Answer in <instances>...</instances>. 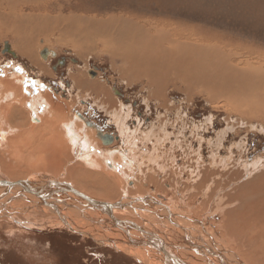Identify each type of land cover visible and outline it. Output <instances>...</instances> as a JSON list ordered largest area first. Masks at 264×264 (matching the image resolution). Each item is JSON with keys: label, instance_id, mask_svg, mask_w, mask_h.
Instances as JSON below:
<instances>
[{"label": "bare ground", "instance_id": "obj_1", "mask_svg": "<svg viewBox=\"0 0 264 264\" xmlns=\"http://www.w3.org/2000/svg\"><path fill=\"white\" fill-rule=\"evenodd\" d=\"M54 1L56 0H0V37L13 36V44L21 52L20 55L26 56L38 68L44 67L37 55L36 45L40 35L48 38L51 32L58 33V42L74 44L83 53L92 52L95 45L100 46L102 43L107 46L102 51H108L114 61H122L120 70L124 77L146 78L150 82L154 89L150 97L165 96L164 88L167 85L180 83L186 92L204 93L216 102L221 99L241 114L258 116L264 120V67L261 63L256 65L252 60L242 59L236 63L234 57L237 53L228 45H220L193 31L174 32L152 26L147 28L146 25L139 26L122 15L106 19L85 17L81 13L64 15L62 11H58V5L52 4ZM48 39V42L52 41L51 36ZM44 47L38 52L40 57L44 58L47 52L49 55L54 54L50 47ZM10 53L15 54L14 51ZM1 66L3 65H0V70ZM3 67L5 76L0 73V166L6 171V177L10 181L0 182V221L6 219L16 222L19 218L25 219V216L20 217L14 212L15 208L17 211L19 208L12 206L18 205L21 208L23 201L30 200L26 217L35 220L38 216H48L51 226L61 227L65 224L71 230L86 234L94 240L97 238L102 243H109L115 251L123 252L132 247V256L142 264H198L195 260L200 264H264L262 158L242 159L215 154L212 159L205 161L199 147L196 156L189 154L192 161L188 160L187 165L184 163L185 169H193L187 173L190 181L181 182L182 186H178V181L184 178L185 173L182 168L180 171L177 168L176 151H172L171 155L167 150L164 151L166 159L160 163L165 171L177 169V172L173 170L176 174L150 171V167L157 162L155 155L158 150L163 149V143H153L148 149L145 141L163 140L162 137L167 134L164 125L167 122L164 123V119L159 125L161 136H154L151 130L143 132L141 127L129 128L125 120L130 110L128 106L121 108L118 105L120 99L116 94L119 89L109 88L99 80L74 76L76 87L83 92V96L93 98L97 108L111 114L124 135V144L120 149L114 147V144L104 146L103 142L111 143L118 136L99 129L81 113L79 115L83 116L84 124L95 128V132L84 128L76 115L75 119L73 115H69L71 101L69 103L62 95H56L52 86L49 88L34 76L28 78L29 75L25 72L15 73L17 67L14 68L12 64ZM37 110L42 113L37 114ZM94 135L102 140L98 141V137L95 138ZM138 135L144 145L139 144ZM222 137L224 136L220 135L217 138ZM205 139L202 136L200 142L212 143V139ZM177 140L180 143L179 149H184L182 138L178 137ZM239 149L241 154L247 152L244 145H238ZM185 151L186 157L188 154ZM191 152H195L194 147H191ZM168 157H171V162L167 161ZM261 166L262 172L248 176L250 170L253 172ZM37 169L44 171L34 174L33 171L36 172ZM46 170L53 174L61 171L62 175L91 195L118 199L96 202L70 186L69 190L77 192L76 195L80 194L88 207L70 203L77 196L66 191L52 194L69 209L55 207V202L58 201L50 192L54 184L49 180L38 183L30 176L41 178L48 173ZM4 177L0 174V178ZM171 179L175 180L176 186ZM235 179L240 180L239 183L233 184ZM149 184L169 196L172 204L163 202L162 195L158 199L157 196L148 194ZM21 186H30L31 193L28 190L21 193L16 191ZM164 187H170L171 190L167 191ZM32 191L42 194L44 198L36 196ZM27 193L31 196H27ZM40 200L44 203L40 204ZM232 201H239L240 204L235 206ZM40 206L44 210L35 212ZM10 209L12 213H8ZM193 209L195 213L192 216H197L195 214H199L200 209L202 212L211 211L221 215L219 226L225 236L217 242L216 238H211L214 236L212 233L210 238L215 244L213 247L209 244L205 247L198 246L201 245L198 243V231L196 234L181 231L182 226H192L187 218L185 220L183 212L192 213ZM56 210L69 213L70 217H62ZM233 211L240 212L244 223H241V217L232 214ZM93 220L100 223L110 220L111 223L107 228L103 224L101 227H88L86 222L90 224ZM186 230H190V227ZM116 232L122 236L116 237ZM232 244L239 246L242 257L244 256L242 259L237 256V249ZM189 252L193 253L194 261L190 259L192 256L187 255Z\"/></svg>", "mask_w": 264, "mask_h": 264}, {"label": "rangeland", "instance_id": "obj_2", "mask_svg": "<svg viewBox=\"0 0 264 264\" xmlns=\"http://www.w3.org/2000/svg\"><path fill=\"white\" fill-rule=\"evenodd\" d=\"M52 4L54 6L58 5V11H62L64 15L81 13L85 17H97L101 19H106L109 16L122 15L133 20L139 26L146 25L145 27L147 28L152 26L157 29L163 28L167 31L174 32L193 31L196 35H200L203 38H210L213 42H217L220 45H228L233 52L237 53L234 57L236 63H239L241 59L243 61L252 60V63L256 65L261 63L264 67V0H56ZM53 33H50L52 38L51 42H48L50 36L47 38L40 35L37 40L38 44L36 47H38V52L40 49L45 48L44 46H48L54 50L53 55H49L47 52L44 58L40 57L37 52L40 64H43L45 68H38L39 66L31 63L26 56L20 55L21 52L15 48L13 44L15 41L11 35L0 37V65L10 66L12 64L14 68L17 67L16 70H19H14L15 73L25 72L29 75L27 76L28 78L34 76V78L40 79L42 83L48 85L49 88L52 86L51 88H53V92L56 95L63 96L69 103L71 101L70 104L72 105L69 106L68 111L69 115H73L74 119V115H76L79 118L78 121L84 124L83 116L79 114L85 113L86 119H90V122L96 124L99 129L105 132L109 131V133L118 136V139L116 138L117 140L111 143L105 144L103 142L104 146L114 144V147L120 149L124 144V135L120 131L118 123L112 119L111 114L97 108L93 98L83 96V92L79 91L80 89L76 87L74 76L86 77L94 81L99 80L102 83H106L109 88L115 87L117 90L119 89V93L116 94L120 99L118 105L121 108L124 105L128 106L130 110L125 120L129 128L141 127V131L147 132L151 130L153 135L155 134L154 136H159V133H161L159 127L162 124V120H165L164 123L167 122V124H164L166 126L165 133L167 134L162 137L163 140L148 139L145 143H147L146 147L148 149L153 143H163V149L158 150L155 155L157 162L150 167V171L159 170L165 173L173 172L174 170L177 172V169L165 171L160 164L166 159L164 157V151L167 150L169 155H171L172 151H176L174 154L176 159L175 163L178 165L177 168L179 171L182 168V172L185 173L184 178L178 181V186H182L181 182L186 183V181H190L187 173L193 169H185L184 163L187 165V161L191 160L189 154L196 156L199 147L201 148L202 158L205 161L212 159L215 154H221V156L241 157L242 159L259 157L262 158L264 164V120H261L258 116L250 117L248 114H241L227 105L226 101L221 99L219 102L213 101L204 93L186 92L180 83L167 85L164 88L165 96L152 95L150 97L153 89L150 86V82L146 78L132 79L130 76L128 78L124 77L120 70V65H123L122 61H114L108 51H102L103 47H107L106 45L102 43L100 46L95 45L92 48V52L83 53L74 44L64 41L58 42L56 37L59 34ZM6 43L10 44V48L15 54L10 53L6 49ZM11 80L13 79L11 78ZM36 113L40 114L42 112L37 110ZM84 128L95 132V128L86 126L85 124ZM181 132H183L182 135ZM220 135L224 137L218 139L217 137ZM94 136L95 138L98 137L97 135ZM202 136L206 139H212V143H204L206 141L201 143L200 139L202 140ZM178 137L182 138L181 144L184 149H179L180 143L177 140ZM96 139L98 141L102 140L99 137ZM141 139V136L138 135L139 144L144 145L145 143ZM183 140H185L184 144ZM218 140L221 141L219 142ZM238 145L246 146L247 152L241 154V150H238ZM191 147L195 148V152H191ZM181 150H186L185 152L188 156L186 155L185 157V153ZM171 160V157L167 158L168 162H171ZM261 168L262 166L260 169L255 168L253 172L250 170L248 176L262 172ZM4 171L3 167L1 168L0 166V174L5 176L4 178H0V182L8 180V176L6 177L7 173ZM43 171L37 169L36 172L35 170L33 172L34 174H41ZM46 171L48 175H43L48 177L43 176L40 178V176H30L33 181H38V183L43 182V180L52 182L54 186L50 191L51 194H61L64 191L69 192V194L74 193L73 195L77 197L72 198L70 201L72 204L83 206V208L88 207L85 201L79 196L80 194L76 195L78 194L77 192L75 193L74 190H69L70 186L76 188L84 196L86 194L88 197H91L96 202L102 201L101 203H104V201H116L118 199L113 197L111 199L106 198V200L103 197L91 195L86 190H82L75 185L66 176L62 175L61 171L57 172V174L49 173L50 171L48 170ZM24 176L29 178L28 174ZM171 180L172 184L176 186L175 180ZM239 181L235 179L233 180V184H236V182L239 183ZM145 184L146 181H144ZM21 187H18L19 189L16 191L21 193L28 190L31 193L30 186ZM147 187L150 189L148 194L151 193V195L157 196L158 199L162 195L163 202H170L169 196L159 190L157 191L154 185L149 184ZM39 189L41 190V186H39ZM164 189L167 191L171 190L170 187H164ZM228 191L226 190V192ZM32 192L36 196L44 198L42 194L36 193L35 191ZM226 192L222 197L223 202ZM218 193L219 190H217ZM52 195L56 198L54 194ZM83 195L81 196L84 197ZM27 196L31 195L28 194ZM56 200L58 202H55V207L60 206L61 209H69L60 199L58 200L56 198ZM29 202L30 200L23 201L21 208L18 205L12 206V208L17 206L19 210L17 211L15 208L14 212L18 213L20 217L25 216V219L19 218V221L16 222L12 220L6 221V219L0 221V264H142L132 256V247L129 248L131 251L129 249L123 252L115 251L109 243H102L97 238L94 240L86 234L71 230L65 224L61 227L59 225L56 227L51 226L48 223V216L45 218L38 216L40 219L34 216L36 218L35 220L26 217L29 212L27 210V204ZM43 203L40 200V204ZM232 204L238 205L240 203L239 201L238 203L237 201L236 203L232 201ZM43 210V207L40 206L36 208L35 212H41ZM200 210L199 214L196 212L195 215L197 216H192L195 213L194 209L191 210L193 211L192 213L188 211L183 212L185 220L187 218V221L192 226H182L183 229L181 231L183 233L185 231L186 234H190L191 231L196 234V231H198V243L201 244L198 246L205 247L209 244V246L213 247L215 244L212 241L215 238L218 242L225 236L219 226L221 215L211 211L207 213L205 211L202 212V209ZM56 212L62 217H70L69 213H60V210H56ZM8 213H12V209ZM237 213L236 211L232 212L235 216L238 215L239 218L241 217V223H244L242 216L239 215L240 212ZM189 217L194 220H191ZM92 223L89 224V222H86L88 227L92 226L93 228L95 226L101 227L102 224L104 228H107L111 222L109 220V222L100 223L93 220ZM181 223L184 222L181 221ZM87 226L85 227L86 229ZM188 227H190V230H186ZM212 233L214 234L213 237L210 236ZM94 235L96 234L94 233ZM142 235H144V231H142ZM109 236L116 240L114 236ZM115 236L122 235L116 232ZM123 240L125 239L123 238ZM221 245L224 246V244ZM232 246L237 249V256L242 259L244 256L242 257L243 254L240 252L239 246L237 244L235 246L232 244ZM192 254L191 252L187 253L190 257ZM190 259L195 260L193 256ZM160 262L162 261L160 260ZM194 262L200 264L198 260ZM160 264L166 263L162 262Z\"/></svg>", "mask_w": 264, "mask_h": 264}, {"label": "water", "instance_id": "obj_3", "mask_svg": "<svg viewBox=\"0 0 264 264\" xmlns=\"http://www.w3.org/2000/svg\"><path fill=\"white\" fill-rule=\"evenodd\" d=\"M6 49L9 50L10 52H12V50L9 48L10 44L9 43H6ZM10 184H13L14 182H9Z\"/></svg>", "mask_w": 264, "mask_h": 264}, {"label": "crops", "instance_id": "obj_4", "mask_svg": "<svg viewBox=\"0 0 264 264\" xmlns=\"http://www.w3.org/2000/svg\"><path fill=\"white\" fill-rule=\"evenodd\" d=\"M0 73H1V76H5V68L4 67H1Z\"/></svg>", "mask_w": 264, "mask_h": 264}, {"label": "snow or ice", "instance_id": "obj_5", "mask_svg": "<svg viewBox=\"0 0 264 264\" xmlns=\"http://www.w3.org/2000/svg\"><path fill=\"white\" fill-rule=\"evenodd\" d=\"M33 86H35V84H33ZM40 87H43L42 85Z\"/></svg>", "mask_w": 264, "mask_h": 264}, {"label": "flooded vegetation", "instance_id": "obj_6", "mask_svg": "<svg viewBox=\"0 0 264 264\" xmlns=\"http://www.w3.org/2000/svg\"><path fill=\"white\" fill-rule=\"evenodd\" d=\"M83 115H86L85 113H83Z\"/></svg>", "mask_w": 264, "mask_h": 264}]
</instances>
